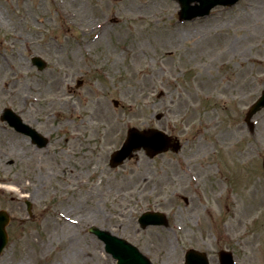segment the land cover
<instances>
[{
  "label": "rangeland",
  "instance_id": "374dc122",
  "mask_svg": "<svg viewBox=\"0 0 264 264\" xmlns=\"http://www.w3.org/2000/svg\"><path fill=\"white\" fill-rule=\"evenodd\" d=\"M178 9L174 0H0V62L21 65L0 75L15 94L0 95V114L9 107L49 139L38 147L0 119L11 236L0 264H116L91 225L154 264H183L188 248L213 264L222 249L236 264H264V108L252 132L244 120L264 89V0L186 22ZM131 126L162 129L181 149L139 150L111 167ZM147 209L168 226L141 228ZM67 214L77 229L64 226Z\"/></svg>",
  "mask_w": 264,
  "mask_h": 264
},
{
  "label": "water",
  "instance_id": "95a60500",
  "mask_svg": "<svg viewBox=\"0 0 264 264\" xmlns=\"http://www.w3.org/2000/svg\"><path fill=\"white\" fill-rule=\"evenodd\" d=\"M181 6L180 15L181 18L191 19L196 16H203L209 13L210 9L216 4L231 5L237 0H178ZM192 1H198L197 4L191 5ZM34 63L38 64L41 68L43 62L38 58L33 59ZM264 107V90L258 100L250 107L247 113V120L253 113ZM2 119H6L17 130L22 131L30 135L34 142L39 146L45 144V139L38 134L33 128L23 123L21 119L16 116L11 110L5 109ZM170 146V138L163 132L156 129H144L138 130L137 128H130L127 132V137L120 149L116 150L111 156V165L115 166L126 158L132 155L133 150H137L143 147L147 154L153 156L154 154L166 150ZM174 147V149H176ZM8 218L2 212H0V250L2 249L6 236L4 233V225ZM140 222L143 225L149 223H166L164 217L160 213L150 214L147 213L140 218ZM96 232L106 243V250L113 254L118 259V264H151L145 257H143L138 250L130 244L124 241L111 237L106 232L99 229H92ZM195 250H188L186 253V264H207L202 259L204 254H199ZM226 254V253H225ZM229 255V254H228ZM230 256V255H229ZM225 264H232V261L226 258Z\"/></svg>",
  "mask_w": 264,
  "mask_h": 264
},
{
  "label": "bare ground",
  "instance_id": "6f19581e",
  "mask_svg": "<svg viewBox=\"0 0 264 264\" xmlns=\"http://www.w3.org/2000/svg\"><path fill=\"white\" fill-rule=\"evenodd\" d=\"M133 57H135V59L137 58V56H134L133 55ZM132 62H133V60H132ZM18 67H21V65L20 64H16V65H14V63H13V61H12V59H8V58H6V57H4L3 56V58H2V60H1V62H0V75L2 74V73H4L5 71H6V69L8 68L9 70H12V72H14V71H16V68H18ZM10 84H12V82L11 81H9V80H7L6 81V83H5V86L4 87H1L0 86V95H3L4 93H7V94H12V95H15L14 94V90L12 89H10ZM74 175H75V173L74 172H72ZM73 175V176H74ZM72 176V177H73ZM0 180H2V181H4L5 180V178L4 177H0ZM83 183H85V182H83ZM89 190L90 189H92V183H90V185L87 187ZM64 220H65V222L66 223H64V226L65 227H67L68 228V231H71V230H75V229H77V225H78V223H79V220H77V219H75L74 217H71L70 215H65V218H64ZM72 238V237H71ZM36 243H37V245L39 246V247H42V245H43V243H39L38 242V240H36ZM72 247V245L70 244L69 245V249ZM67 248V249H68ZM94 253V251H91L90 252V250L87 248V249H85V251L83 252V254L84 255H90V254H93ZM42 264H47V262L45 261V262H43Z\"/></svg>",
  "mask_w": 264,
  "mask_h": 264
}]
</instances>
